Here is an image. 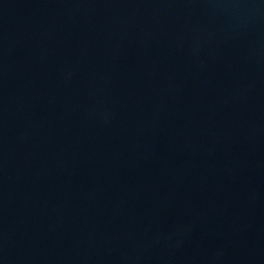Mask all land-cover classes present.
Segmentation results:
<instances>
[{
	"label": "water",
	"instance_id": "obj_1",
	"mask_svg": "<svg viewBox=\"0 0 264 264\" xmlns=\"http://www.w3.org/2000/svg\"><path fill=\"white\" fill-rule=\"evenodd\" d=\"M0 264H264V0H0Z\"/></svg>",
	"mask_w": 264,
	"mask_h": 264
}]
</instances>
